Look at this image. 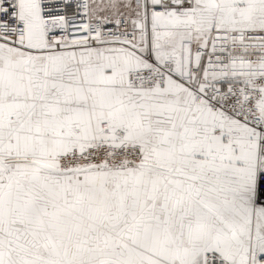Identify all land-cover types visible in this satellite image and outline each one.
<instances>
[{
  "label": "snow or ice",
  "instance_id": "obj_1",
  "mask_svg": "<svg viewBox=\"0 0 264 264\" xmlns=\"http://www.w3.org/2000/svg\"><path fill=\"white\" fill-rule=\"evenodd\" d=\"M0 264H264V0H0Z\"/></svg>",
  "mask_w": 264,
  "mask_h": 264
}]
</instances>
